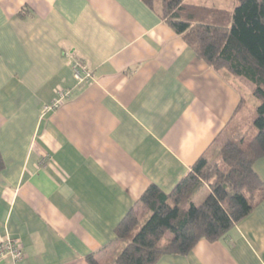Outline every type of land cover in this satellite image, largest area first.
<instances>
[{
    "label": "crops",
    "instance_id": "0c3cea01",
    "mask_svg": "<svg viewBox=\"0 0 264 264\" xmlns=\"http://www.w3.org/2000/svg\"><path fill=\"white\" fill-rule=\"evenodd\" d=\"M74 58L89 83L75 80ZM60 90L69 98L45 112ZM240 103L142 0H0V243L24 252L0 264L106 263L127 213L147 214L148 187L175 188ZM254 170L264 183V157ZM157 264H264V201L224 240Z\"/></svg>",
    "mask_w": 264,
    "mask_h": 264
},
{
    "label": "trees",
    "instance_id": "16d2710c",
    "mask_svg": "<svg viewBox=\"0 0 264 264\" xmlns=\"http://www.w3.org/2000/svg\"><path fill=\"white\" fill-rule=\"evenodd\" d=\"M207 65L240 95L239 114L248 123L243 136L229 138L201 156L191 172L165 193L152 184L115 230L119 248L104 264H157L167 255L188 256L201 240H224L235 225L264 201V183L254 170L264 157V0H235L232 10L188 4L186 0H142ZM241 79L254 90L250 93ZM248 96L255 104L247 109ZM213 153V157H210ZM4 162L0 153V173ZM209 183V194L196 198ZM89 264H100L93 255Z\"/></svg>",
    "mask_w": 264,
    "mask_h": 264
},
{
    "label": "built area",
    "instance_id": "2783aa9c",
    "mask_svg": "<svg viewBox=\"0 0 264 264\" xmlns=\"http://www.w3.org/2000/svg\"><path fill=\"white\" fill-rule=\"evenodd\" d=\"M72 71L75 80L79 85L89 83L93 79V75L89 68L80 60L74 58ZM70 94L67 91H58L56 99L44 107L45 112H52L59 109L69 98ZM24 258L21 243L17 240H6L0 243V262L6 259H12L14 262H20Z\"/></svg>",
    "mask_w": 264,
    "mask_h": 264
},
{
    "label": "rangeland",
    "instance_id": "374dc122",
    "mask_svg": "<svg viewBox=\"0 0 264 264\" xmlns=\"http://www.w3.org/2000/svg\"><path fill=\"white\" fill-rule=\"evenodd\" d=\"M233 7V6H232ZM248 103H247V109H249L251 106H253V104H255V99L251 98L250 96H248ZM249 128V124L248 123H240L238 124V122L235 120L233 121V124H231L230 128H228L227 130H225V132L223 133L222 136L219 137L218 141L215 144V148H220L229 138L233 137L235 139H238L240 137H242L244 134L243 132H247ZM210 157H213V153L211 154ZM203 190L200 192L199 196L196 198V204L199 205L201 204L205 198H207L208 196V192H209V183L206 181H203Z\"/></svg>",
    "mask_w": 264,
    "mask_h": 264
}]
</instances>
